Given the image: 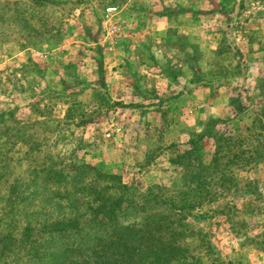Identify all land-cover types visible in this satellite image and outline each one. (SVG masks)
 Listing matches in <instances>:
<instances>
[{
  "label": "rangeland",
  "instance_id": "rangeland-1",
  "mask_svg": "<svg viewBox=\"0 0 264 264\" xmlns=\"http://www.w3.org/2000/svg\"><path fill=\"white\" fill-rule=\"evenodd\" d=\"M260 121L264 0H0V238L71 212L64 198L74 191L58 188L35 195L26 213L9 210V186L33 179L29 163L69 174L84 164L137 186V202L140 193L177 208L185 199L177 242L187 257L165 264H264ZM209 130L218 133L196 157L219 158L229 173L207 182L213 195L201 203L177 162ZM31 245H0V264H34L24 257Z\"/></svg>",
  "mask_w": 264,
  "mask_h": 264
},
{
  "label": "trees",
  "instance_id": "trees-1",
  "mask_svg": "<svg viewBox=\"0 0 264 264\" xmlns=\"http://www.w3.org/2000/svg\"><path fill=\"white\" fill-rule=\"evenodd\" d=\"M258 124L264 128L261 121ZM214 132L218 133L216 130H209L201 133L197 139H189V148L177 162L184 172L183 178L189 180L190 186L186 194L195 195L200 202L213 195L205 188L207 182L212 179L221 180L229 173L228 164L225 166L219 158L213 157L211 161H205L196 157L202 149L203 139L207 135L214 136ZM225 134L216 137L215 154L224 153V142L229 139ZM11 137L13 135L7 136V139ZM243 141L244 139L237 142L240 150V143ZM243 151L237 154V164L241 161ZM4 156V153H0L1 165ZM231 163L233 165L235 161ZM28 165L33 179L26 184L14 181L9 186L7 196L10 205L6 202L9 210L15 211L16 215L25 210L26 213L32 210L31 207L35 208L33 200L38 194L58 188L74 191L72 200L69 199L71 192L64 198L71 212L68 217H61L60 220H45V224L36 230L28 222L23 227L19 240L14 239L11 233L5 234L0 238L1 250L8 251L16 245L19 248L22 243L31 241V252L24 257L32 259L34 264H43L46 259L47 264H165L181 262L187 257V249L177 242L181 234L177 231L178 227L187 218L185 211L188 205L185 199L182 198V207L177 208L173 198H164L158 194L160 192L140 193V202H137V186L123 184L120 176L101 172L94 166L77 165L76 168L73 167L74 173L69 174L62 165L53 161ZM3 168L10 167L5 165ZM5 174L1 173L0 179ZM29 189L32 190L28 192ZM90 189L94 191L90 195L76 196L78 192ZM176 193L184 196V190L178 189ZM56 209L60 207L56 206ZM34 233L43 237L35 235L32 240ZM15 256L20 258L19 253Z\"/></svg>",
  "mask_w": 264,
  "mask_h": 264
},
{
  "label": "built area",
  "instance_id": "built-area-1",
  "mask_svg": "<svg viewBox=\"0 0 264 264\" xmlns=\"http://www.w3.org/2000/svg\"><path fill=\"white\" fill-rule=\"evenodd\" d=\"M114 10H115V9H108L107 11H108V12H111V11H114Z\"/></svg>",
  "mask_w": 264,
  "mask_h": 264
}]
</instances>
